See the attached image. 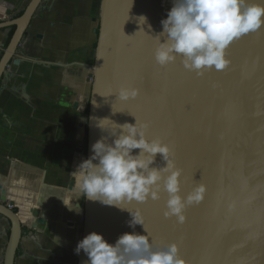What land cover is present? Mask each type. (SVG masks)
<instances>
[{"label": "water", "instance_id": "95a60500", "mask_svg": "<svg viewBox=\"0 0 264 264\" xmlns=\"http://www.w3.org/2000/svg\"><path fill=\"white\" fill-rule=\"evenodd\" d=\"M44 1L31 0L21 17L0 23V31L16 28L0 60V82L11 65L24 62L15 56ZM249 2L264 5V0ZM172 6V0H101L85 160L97 140L111 142L99 124L105 129L112 122L135 124L134 113L149 124L150 140L171 149L182 172L180 195L203 184L205 197L187 206L179 223L165 217L168 194L162 190L158 200L121 208L87 200L83 193L81 240L96 232L114 244L120 235L135 232L148 234L153 250L176 243L186 264H264V27L229 46L224 70L198 75L179 57L162 68L154 59L156 37ZM121 87L138 89V97L121 101L116 96ZM165 166L157 154L153 167ZM12 207L0 197V216L11 225L4 264H15L23 232V217ZM138 211L144 226L129 227L130 213ZM87 261L81 252L78 264Z\"/></svg>", "mask_w": 264, "mask_h": 264}, {"label": "crops", "instance_id": "0c3cea01", "mask_svg": "<svg viewBox=\"0 0 264 264\" xmlns=\"http://www.w3.org/2000/svg\"><path fill=\"white\" fill-rule=\"evenodd\" d=\"M30 1L0 0V23L16 19ZM100 3L44 1L15 56L24 62L0 82V197L23 217L15 264L79 261L83 192L76 171L87 153ZM11 29L0 31V60ZM10 234L0 216V264Z\"/></svg>", "mask_w": 264, "mask_h": 264}, {"label": "clouds", "instance_id": "9594fccd", "mask_svg": "<svg viewBox=\"0 0 264 264\" xmlns=\"http://www.w3.org/2000/svg\"><path fill=\"white\" fill-rule=\"evenodd\" d=\"M172 3L167 18L160 22L162 32L156 37L154 59L162 68L179 57L186 70L198 75L206 69L224 70L229 64L226 57L229 46L264 27V5L249 0H172ZM138 22L144 25L146 18L141 16ZM138 95V89L129 87L116 92L117 98L125 102ZM112 125L105 129L99 124L108 132L111 142L105 137L97 140L91 147L93 155L76 171L86 199L121 208L133 201L158 200L162 190L168 194L165 217H175L177 222L184 223L185 208L203 201L206 186L198 184L182 197V172L176 167L169 146L159 139L150 140L147 124L136 121L122 125L112 122ZM134 150L139 151L134 153ZM157 154L166 162L165 167H153ZM130 215L129 227L144 226L139 211ZM81 252L87 256V264H186L176 243L153 250L148 234L135 232L120 235L114 244L102 234L91 232L78 241L75 254Z\"/></svg>", "mask_w": 264, "mask_h": 264}, {"label": "trees", "instance_id": "16d2710c", "mask_svg": "<svg viewBox=\"0 0 264 264\" xmlns=\"http://www.w3.org/2000/svg\"><path fill=\"white\" fill-rule=\"evenodd\" d=\"M23 13H24V12H22L21 14H19V15L16 17V19L19 18V17H21V16L23 15ZM15 30H16L15 27H13V28L11 29V34H10V38H9V41H8V45H9V43H10V41H11V39H12L14 33H15ZM86 114H87V116L89 115V106H88V108H87ZM86 132H87V130H86Z\"/></svg>", "mask_w": 264, "mask_h": 264}, {"label": "snow or ice", "instance_id": "6c2138e0", "mask_svg": "<svg viewBox=\"0 0 264 264\" xmlns=\"http://www.w3.org/2000/svg\"><path fill=\"white\" fill-rule=\"evenodd\" d=\"M131 115H133L135 117V119H136V121H137L138 124H147L148 127H147V130H146V134L148 136L149 135V128H150L149 124L147 122H145V121H142V120L138 119V117L134 113L131 114Z\"/></svg>", "mask_w": 264, "mask_h": 264}, {"label": "rangeland", "instance_id": "374dc122", "mask_svg": "<svg viewBox=\"0 0 264 264\" xmlns=\"http://www.w3.org/2000/svg\"><path fill=\"white\" fill-rule=\"evenodd\" d=\"M84 152H87V140H86V145L84 146Z\"/></svg>", "mask_w": 264, "mask_h": 264}, {"label": "built area", "instance_id": "2783aa9c", "mask_svg": "<svg viewBox=\"0 0 264 264\" xmlns=\"http://www.w3.org/2000/svg\"><path fill=\"white\" fill-rule=\"evenodd\" d=\"M12 209V208H11Z\"/></svg>", "mask_w": 264, "mask_h": 264}]
</instances>
